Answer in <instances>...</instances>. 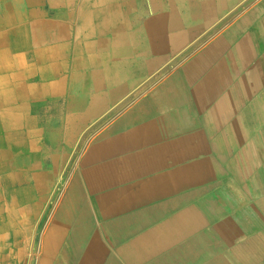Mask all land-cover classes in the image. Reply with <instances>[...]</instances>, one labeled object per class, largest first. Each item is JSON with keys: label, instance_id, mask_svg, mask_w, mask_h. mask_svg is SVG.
I'll return each mask as SVG.
<instances>
[{"label": "crops", "instance_id": "1", "mask_svg": "<svg viewBox=\"0 0 264 264\" xmlns=\"http://www.w3.org/2000/svg\"><path fill=\"white\" fill-rule=\"evenodd\" d=\"M38 235L264 264V0H0V264Z\"/></svg>", "mask_w": 264, "mask_h": 264}, {"label": "rangeland", "instance_id": "2", "mask_svg": "<svg viewBox=\"0 0 264 264\" xmlns=\"http://www.w3.org/2000/svg\"><path fill=\"white\" fill-rule=\"evenodd\" d=\"M50 215V211H49ZM54 231V228H50ZM50 237H48L49 239ZM32 257L28 264H77L73 255V244L71 243H56V242H45L43 245V253L39 261L40 242L39 235L37 241L32 242ZM77 247L74 245V250Z\"/></svg>", "mask_w": 264, "mask_h": 264}]
</instances>
